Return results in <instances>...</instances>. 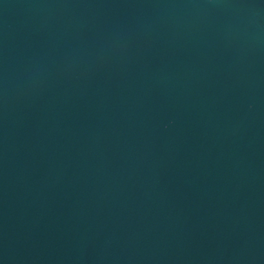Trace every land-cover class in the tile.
Listing matches in <instances>:
<instances>
[{
	"label": "water",
	"instance_id": "water-1",
	"mask_svg": "<svg viewBox=\"0 0 264 264\" xmlns=\"http://www.w3.org/2000/svg\"><path fill=\"white\" fill-rule=\"evenodd\" d=\"M0 264H264V0H0Z\"/></svg>",
	"mask_w": 264,
	"mask_h": 264
}]
</instances>
